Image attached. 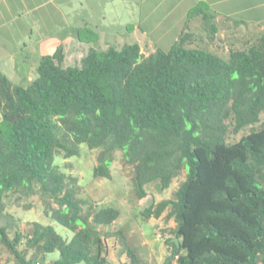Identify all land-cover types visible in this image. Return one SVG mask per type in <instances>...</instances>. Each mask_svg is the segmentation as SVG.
Masks as SVG:
<instances>
[{
	"label": "trees",
	"instance_id": "trees-1",
	"mask_svg": "<svg viewBox=\"0 0 264 264\" xmlns=\"http://www.w3.org/2000/svg\"><path fill=\"white\" fill-rule=\"evenodd\" d=\"M204 4L191 9L168 50L147 43L153 51L146 55L139 42L91 46L68 63L60 46L41 57L28 85L0 68V244L15 257L10 263L0 249L7 264L45 262L58 251L53 264H116L107 258L102 230L82 213L88 202L77 195L78 177L58 162L80 155L82 144L98 150L95 177L111 178L117 155L135 166L140 199L149 184L163 191L185 174L172 198L142 212L150 218L169 210L167 218L176 222L165 240V264H264V127L234 140L264 112V33L232 47L228 59L192 46L194 18H209ZM210 28L214 39L219 29ZM77 35L99 39L88 23ZM37 187L46 214L74 235L64 238L52 224L36 221L28 238L35 254L28 258L19 249L22 231L11 237L2 219L11 194H19L17 203ZM120 214L117 206L102 207L94 223L109 226ZM113 234L127 239L123 229ZM126 247L130 261L120 264L142 263Z\"/></svg>",
	"mask_w": 264,
	"mask_h": 264
},
{
	"label": "rangeland",
	"instance_id": "rangeland-1",
	"mask_svg": "<svg viewBox=\"0 0 264 264\" xmlns=\"http://www.w3.org/2000/svg\"><path fill=\"white\" fill-rule=\"evenodd\" d=\"M208 7V6H207ZM206 11H209L207 9ZM212 15L217 16V11H211ZM253 13L243 11L239 17H230L227 19L220 15L219 19L212 17L203 19L202 15L200 18L195 17L191 24L192 31L196 33L198 39H195L192 46L195 47H206L215 51L224 58H229V50L236 46L243 48L244 43L249 38L261 37L264 33V22L257 21V17L253 16ZM92 19V18H91ZM96 23L95 20H91ZM230 24V26H228ZM85 25V24H84ZM96 25V24H95ZM209 26V27H208ZM210 26L216 27L219 31L214 36V39H210L213 31ZM77 27H70L69 30L63 32V35L67 34L73 38H69L67 45L63 46L67 53V62L71 60L68 57L81 56L82 50H78L80 47L79 43L82 39L76 36ZM97 31V30H96ZM98 32V31H97ZM120 34L116 30L105 31L101 36L104 40L97 41L95 43L98 49H104L106 47L107 39L110 40L111 44L121 48L127 44L138 42V34L132 31V27L127 25L124 28V32L120 29ZM99 35V33H98ZM170 36V37H169ZM169 36H165L161 39V44L158 41L151 44L152 47L161 48L162 46H168L170 48V42L174 39L175 35L171 33ZM152 37L146 35L143 39V51L146 55H149L152 49L146 51L144 48L147 45L146 39ZM114 40H119L117 43ZM154 40V39H153ZM210 40L212 45L210 46ZM88 45L94 44L93 42L86 41ZM191 45V44H190ZM77 47V48H76ZM162 49V48H161ZM215 49V50H214ZM7 50V49H6ZM5 51V50H4ZM74 51V53H71ZM3 52V51H1ZM10 55L13 50L9 51ZM43 51L33 50L29 54V60L33 63V66L26 67L24 57H27L28 51L24 50L19 52L16 60L21 62V65L12 66V60L10 55L6 57L5 71L8 72L11 79L19 80L20 84L28 85L30 83L27 80L28 73H32V78L37 76V66L43 55L48 53L40 54ZM55 52V50H54ZM74 63V62H72ZM22 76H25L22 77ZM264 127V112L262 113L261 120L253 125L245 127L239 134L234 137V140H239L240 137L248 134L252 130ZM82 152L80 155L64 158L58 157V162L62 168L69 174L78 177V197L87 200V204L84 205L83 214H89L91 225L94 229L102 230L103 239L106 245L107 258L116 264L130 261V257L127 251V243L134 247L140 254L142 263L140 264H165V259L170 253L168 245L165 240L171 234L170 228L176 226L174 219H168L167 214L169 210H166L160 217L147 218L142 214L143 210L152 204L153 202L158 203L163 199L172 198L175 190L181 185V182L185 179V174L174 179L170 188L161 191L160 187L156 183L149 184L146 189L148 196L146 198H138L134 191V167L126 165L120 155L114 160V164L111 167L112 177H95L94 166L98 165V150H90L86 144H82ZM38 188V187H37ZM38 190L31 197L26 195L17 203L16 198L19 196L17 193L11 194L8 200L7 211L3 216L2 223H8L10 227L11 237H15L17 229L22 231L23 239L19 246L20 250L25 251L28 258L35 254V248H31L28 245V238L32 236L34 227L33 224L36 221H40L43 224H52L55 229L63 235L64 238L71 239L74 235V231L70 230L63 224L52 220L45 212V207L41 199V192ZM106 206H117L120 209L121 214L111 225L103 226L94 223V217L98 210ZM123 229L126 240L122 239L119 235L113 234L116 231ZM105 232L107 234H105ZM0 244L1 254H3L5 260L15 259L8 249L3 248ZM49 258L45 261L47 264H53L51 260L54 257L59 258L60 252H54L48 254ZM7 264L8 261H4Z\"/></svg>",
	"mask_w": 264,
	"mask_h": 264
},
{
	"label": "crops",
	"instance_id": "crops-1",
	"mask_svg": "<svg viewBox=\"0 0 264 264\" xmlns=\"http://www.w3.org/2000/svg\"><path fill=\"white\" fill-rule=\"evenodd\" d=\"M199 3H205L209 17L215 19L220 15L227 19L236 18L245 11L253 13L257 21L264 22V0H0V68L5 71L6 56L11 50L12 66L21 65L16 54L24 50L53 53L73 38L63 35L66 29L77 27L78 30L86 23L98 31L97 41L104 40L101 35L106 30H116L120 34V29L124 32V28L130 25L138 34L142 48L146 35L152 36L146 39L151 45L156 41L161 44V39L170 33L175 35L171 47L187 26L191 9ZM211 11H217V16ZM96 42L88 45L86 41H80L78 50L83 51L81 56L91 46H96ZM109 45L113 44L107 39L104 47ZM161 48L169 49L165 45ZM25 65L31 67L33 63L28 61ZM31 79L29 72L27 80ZM56 258L51 260L54 262Z\"/></svg>",
	"mask_w": 264,
	"mask_h": 264
},
{
	"label": "built area",
	"instance_id": "built-area-1",
	"mask_svg": "<svg viewBox=\"0 0 264 264\" xmlns=\"http://www.w3.org/2000/svg\"><path fill=\"white\" fill-rule=\"evenodd\" d=\"M0 264H4L3 260L1 259V256H0ZM37 264H47V263H45V262L39 260V261L37 262Z\"/></svg>",
	"mask_w": 264,
	"mask_h": 264
},
{
	"label": "water",
	"instance_id": "water-1",
	"mask_svg": "<svg viewBox=\"0 0 264 264\" xmlns=\"http://www.w3.org/2000/svg\"><path fill=\"white\" fill-rule=\"evenodd\" d=\"M173 240H174L178 245L180 244V239H179V238L175 237Z\"/></svg>",
	"mask_w": 264,
	"mask_h": 264
},
{
	"label": "clouds",
	"instance_id": "clouds-1",
	"mask_svg": "<svg viewBox=\"0 0 264 264\" xmlns=\"http://www.w3.org/2000/svg\"><path fill=\"white\" fill-rule=\"evenodd\" d=\"M93 222H95V221H93Z\"/></svg>",
	"mask_w": 264,
	"mask_h": 264
}]
</instances>
